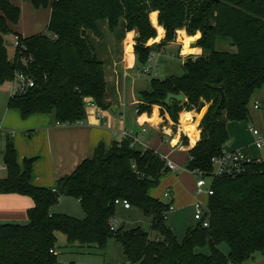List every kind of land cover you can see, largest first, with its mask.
<instances>
[{
    "label": "trees",
    "instance_id": "trees-1",
    "mask_svg": "<svg viewBox=\"0 0 264 264\" xmlns=\"http://www.w3.org/2000/svg\"><path fill=\"white\" fill-rule=\"evenodd\" d=\"M25 1L36 9L49 8L50 18L43 33L28 38L14 34L19 46L9 59L4 36L12 33L9 26L19 21L20 9L0 0V85L19 74L33 84L7 102L8 109L18 110L23 119L53 113L58 124L74 125L85 120L87 99L100 109L107 108L105 66L93 42L102 38V24L116 35L118 28L136 31L137 68L175 42L178 34L200 33L194 44L201 55H189L180 76L149 78L150 90L140 93L136 105L139 115L159 106L160 114L167 113L176 123L180 112L198 113L209 104L198 126L199 140L188 152V170L210 175L211 160L229 140L227 123L247 121L252 97L264 90V0ZM152 13L157 14L159 26L153 23ZM160 27L163 39L147 46ZM117 37L120 40L123 35ZM223 40L236 52L216 51L217 41ZM167 93H182L186 102L171 101L166 106ZM130 143L123 139L110 148L100 144L91 158L57 180L53 188H45L31 184L34 159L19 165L13 142L7 139L0 194L29 197L33 206L26 212L25 224L0 223V264H59V254L50 252L57 251L56 233H62L68 245L100 251L114 238L126 259L120 264H245L263 253L264 161L247 165L243 174L214 178L207 204L208 227L196 223L179 242L165 223L170 204L148 195L169 172L167 162L154 150L141 151ZM61 198L77 200L83 217L53 213ZM116 200H126L151 216L150 232L138 227L112 230ZM222 243L228 247L226 255L218 249ZM207 245L209 254L198 251Z\"/></svg>",
    "mask_w": 264,
    "mask_h": 264
},
{
    "label": "crops",
    "instance_id": "crops-1",
    "mask_svg": "<svg viewBox=\"0 0 264 264\" xmlns=\"http://www.w3.org/2000/svg\"><path fill=\"white\" fill-rule=\"evenodd\" d=\"M9 1L15 6L16 4L25 5L20 3L21 1L19 0ZM28 3L31 4L30 2ZM26 8L28 9L30 20L25 28L19 26V21L15 25L10 24L9 27L13 37H15L14 34H18L23 38H28L46 31V28L43 27L49 22L50 9H36L32 6V9L29 10L27 4ZM20 16H22V12ZM158 29L162 30L161 38L156 42L152 39L147 43V46L159 43L163 39L164 30L162 27ZM101 30L102 38L100 42L102 47L100 46V48L104 49L105 56L99 55V57L104 62L105 70H109V75L105 73L106 89L104 101L107 108L100 109L101 113H99V107L96 105L86 109V118L82 125L57 124L53 113L35 114L23 119L19 111L8 109L7 102L9 97H11L13 87L10 83H5L9 86V95L6 101L0 105L3 123L6 124H0V130L2 131L0 137L3 136L5 139L4 143H6V140L9 139L8 136L13 132V130L8 128H14L11 127L10 123L17 125L18 127L15 128L18 131H14L15 135L12 134L11 139L16 150L18 164L21 165L24 159H34L31 184L36 187L53 188L57 180L71 174L84 160L91 158L94 150L100 144L110 148L113 143H119L123 140L122 132L127 131L136 138L137 143L134 145L136 149L141 151L145 149L154 150L163 159L173 163L178 168L176 172L169 171L163 175L159 179L158 186L149 189L148 195L164 203L171 204L173 206L171 212L184 206L193 210V204L196 200L194 195L196 179L194 178L195 176L193 177L186 170V167L189 161L188 152L195 146L200 137L198 123H200L201 114L196 115L189 112L191 114L189 122L196 123L195 140L182 127L181 116L178 123H173L167 113L160 114L159 106H153L149 114H137L136 105L139 103L140 93L148 90L140 86V80H143L144 76L140 75L139 68L135 66V55L133 52L134 33H126L119 40L115 33L108 31L105 24H102ZM189 44H187L189 49L186 52L187 54L201 55L202 51L200 48H190ZM167 47L160 48L157 50L159 52H155L154 67L159 75H161V65L167 64L162 59L163 57H168L165 54ZM184 48L185 44L182 45V51ZM196 49H199V51H192ZM162 61L164 63H161ZM181 62L183 63V60ZM145 78L147 81L149 80V78ZM177 127L180 128V131L177 130ZM226 128H228V125ZM183 133L188 137L184 136L185 134ZM184 138L186 141L183 140ZM191 140L194 141L193 144H191ZM236 147L239 148H233L231 142L226 146L227 149H244L254 160H259L254 158L247 148ZM1 169L5 173L3 162ZM5 175L0 178H4ZM158 188L159 192L156 193L155 191ZM165 192H169L171 196L169 199L164 197ZM208 199L205 195L198 198L204 204H208ZM63 200L64 198H61L54 207H58ZM74 201L75 205H79L77 200ZM32 206L33 202L29 197L17 194H0V223L21 224L27 222L26 212ZM54 207L51 209L53 213L66 214L62 213L63 211L55 212ZM122 209L124 208L122 207ZM115 228L119 227L116 226ZM245 264H264V250L263 253H256L253 259Z\"/></svg>",
    "mask_w": 264,
    "mask_h": 264
},
{
    "label": "rangeland",
    "instance_id": "rangeland-1",
    "mask_svg": "<svg viewBox=\"0 0 264 264\" xmlns=\"http://www.w3.org/2000/svg\"><path fill=\"white\" fill-rule=\"evenodd\" d=\"M19 1H21L20 3L25 4L21 6L19 4H16V6L20 9V15L22 12V16H20L19 18V26H22L25 28L30 20V16L28 13V9L26 8V4L29 10L32 9V5L29 4L25 0H19ZM156 21H155V24L158 25V22ZM47 23L44 25L43 28H46ZM116 31H117L116 32L117 35L119 36L120 35L124 36L126 33L133 32L134 41L137 38V33L135 30H132L130 32H124L122 28H118ZM184 36L187 37L188 35H186L185 33L183 34V36L181 34H178L175 42L166 45L168 47L165 49L166 51L165 54L168 55V57H163L162 59L165 60L167 64L161 65V68H160L161 75H159L158 78L162 77L163 79L165 77H168L169 75L180 76L183 74L181 60L184 61L189 55H193V54H183L182 45L185 44L186 39H188L189 37H194V36H188L186 38ZM156 37H157V33H156ZM151 40L152 39H150L149 41ZM4 41L6 44L8 57L11 58L14 53L13 34L9 33L5 35ZM196 41L197 39L193 41L188 40V43H190L189 47L190 48L196 47L194 44ZM93 42L95 44L98 55L104 57L105 56L104 49L100 48V46L102 45L101 42L96 41V40H93ZM215 50L221 51V52H229V53L236 52V48L230 46L229 42L225 40L217 41L215 45ZM161 63H164V61H162ZM140 84L142 88L149 90V80L147 81L145 77L143 78V80H140ZM8 87L9 86L6 84L0 85V105L2 104V102L4 103V101H6L9 95ZM254 103L258 104L257 109L253 108ZM204 106L209 107V104H206ZM10 110L15 111L16 109H10ZM204 112H205V109H203L199 113L201 114L200 118L203 116ZM162 113H165V112H162ZM182 113H185V111H182L177 115L176 123H178L179 117L181 116ZM190 113H194L196 115L198 114L195 111H190ZM200 118H199V121H200ZM170 120L173 122L171 118ZM2 123H3V114H2V108L0 107V124ZM10 124H11V127H14V128H8L9 130H13V132L8 136L9 140L12 141L11 135L12 134L15 135L14 131H18L17 128L15 127H18V126L12 123ZM227 125H228L227 132H228V138H229L228 141L231 142V145L233 148H239L236 146L247 148L248 152L254 158L264 161V147L260 150L255 149L254 147L255 137L249 131V128H254L258 130L260 134L264 135V90L263 89L256 91L254 96L252 97L251 102L249 104V116H248L247 121L228 122ZM0 138L2 139L0 141V177H3L5 173L4 171H2L1 167H2V152H3V147L5 144L4 143L5 139L3 138V136H1ZM228 144H226L225 146H227ZM194 178L196 179V177ZM155 192L156 193L159 192V188L156 189ZM161 199L164 200L163 197H161ZM74 200L75 199H72V198L71 199L64 198V200L62 201L60 205H58V207H54L55 212L58 213V212L63 211L62 213H66L67 215L69 214L70 216H73L75 218H82L84 214L82 210L80 209L79 205H75L76 203ZM113 218H114V222H113L114 227L117 226L125 230L138 227L140 228L141 231L145 233L150 232L151 216H146L138 208H131L129 210H124L122 209L120 205H115V209L113 212ZM24 223H21V224H24ZM165 223H166V226L172 231V233L174 234V236L179 242L183 241V239L185 238L188 228L193 227L196 224L193 221V210L185 206L180 207L173 212L167 213L165 217ZM150 236L152 238H155L156 234L151 233ZM56 239H57L56 248L59 254L57 259H58L59 264H70V263H73V264H120V263L126 262V259L123 253V247L120 244V242L116 241L114 238L109 239L106 243L105 249L101 251L94 249V248L79 247L76 244L68 245L66 238L62 233H56ZM218 249L220 252H222L225 255L228 253V247L225 243L220 244L218 246ZM198 251L203 254L210 253V249L208 245L202 249H199Z\"/></svg>",
    "mask_w": 264,
    "mask_h": 264
},
{
    "label": "built area",
    "instance_id": "built-area-1",
    "mask_svg": "<svg viewBox=\"0 0 264 264\" xmlns=\"http://www.w3.org/2000/svg\"><path fill=\"white\" fill-rule=\"evenodd\" d=\"M18 40L14 37V48L18 47ZM155 53L151 54L148 59L147 64L139 68L140 75L152 78V77H159V74L156 72V68L154 67L155 61ZM13 89L12 94L13 96L17 92H23L24 90L31 88L33 86L32 81L25 78V76L19 74L9 82ZM95 106L94 102L91 99H87L85 102V109H89L90 107ZM258 108V104L255 103L254 109ZM99 113H101L99 108ZM83 122H76L74 125H82ZM58 124V123H57ZM180 128L177 127V130ZM180 131V130H179ZM250 133L255 137L254 147L257 150H260L264 147V135L260 134V132L254 128H249ZM2 131L0 130V134ZM185 134V133H183ZM123 139L130 140V146L133 147L137 140L135 137L132 136L127 131L122 132ZM184 136H187L186 134ZM188 137V136H187ZM255 161L244 149H227L226 146L223 147L221 150V154L219 156L214 157L212 162V171L210 175L205 176L202 175L198 170H188L189 173L196 177L195 182V202L193 204V220L195 223H201L203 227H208V217H207V204L202 203L198 198L202 195L207 196L208 198L213 194L211 189V182L214 178H221L225 176H237L240 174L245 173L247 165L252 164ZM167 162V161H166ZM167 168L171 172L177 171V166L171 162H167ZM164 197L169 199L171 196L169 192L164 193ZM115 205H120L124 209H130L131 206L128 201L126 200H116ZM173 210V206L170 204L167 210V213ZM114 219L111 220L110 226L111 229H116L114 227ZM53 254H57V251H50Z\"/></svg>",
    "mask_w": 264,
    "mask_h": 264
},
{
    "label": "bare ground",
    "instance_id": "bare-ground-1",
    "mask_svg": "<svg viewBox=\"0 0 264 264\" xmlns=\"http://www.w3.org/2000/svg\"><path fill=\"white\" fill-rule=\"evenodd\" d=\"M158 30H159L158 36L154 39L155 42L158 41L162 36V30L161 29H158ZM182 53L183 54L186 53L185 48L183 49ZM190 118H191L190 113H182L181 114V123H182V127L186 130V132L189 134V136L195 140V138H196V130H195L196 129V123H190L189 122Z\"/></svg>",
    "mask_w": 264,
    "mask_h": 264
},
{
    "label": "water",
    "instance_id": "water-1",
    "mask_svg": "<svg viewBox=\"0 0 264 264\" xmlns=\"http://www.w3.org/2000/svg\"><path fill=\"white\" fill-rule=\"evenodd\" d=\"M105 73H106V75H109V70H105ZM171 101H174V102L179 103V104H184L186 102V99H185V96L182 93H180V94L167 93L165 99L163 100V104L168 106V105H170ZM203 109H205V112H206L208 107L203 106V108L198 112V114ZM205 112H204V114H205ZM204 114H203V116H204Z\"/></svg>",
    "mask_w": 264,
    "mask_h": 264
},
{
    "label": "clouds",
    "instance_id": "clouds-1",
    "mask_svg": "<svg viewBox=\"0 0 264 264\" xmlns=\"http://www.w3.org/2000/svg\"><path fill=\"white\" fill-rule=\"evenodd\" d=\"M155 17H156V13H152V20H153V23H155ZM200 36V33L197 32L196 36L194 37H190L188 39L185 40V52H188L189 49L187 48V44H188V40H195V39H198ZM192 51H199V49H196V50H192Z\"/></svg>",
    "mask_w": 264,
    "mask_h": 264
}]
</instances>
